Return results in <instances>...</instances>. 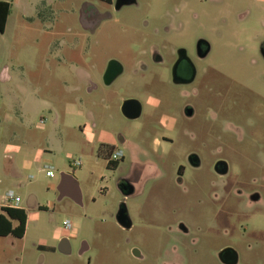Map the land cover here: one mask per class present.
Wrapping results in <instances>:
<instances>
[{
	"label": "rangeland",
	"instance_id": "rangeland-1",
	"mask_svg": "<svg viewBox=\"0 0 264 264\" xmlns=\"http://www.w3.org/2000/svg\"><path fill=\"white\" fill-rule=\"evenodd\" d=\"M90 3L110 15L94 32L80 23ZM263 36L264 0H136L119 10L99 0L12 2L0 32V204L13 190L21 201L9 203L26 209L27 223L22 238H0V264H160L163 254L173 257L178 221L192 229L179 250L184 264H220L212 252L225 232L245 228L247 237L264 238V204L241 207L235 192L217 197L207 169L192 175L187 169L178 183L176 166L185 164L181 150L200 146V139L182 134L174 143L157 144L153 138L162 140L154 125L158 111L144 105L140 118L127 119L116 101L105 106L101 94L78 88L75 72L77 65L86 66L89 45L103 63L111 56L126 59L130 50L151 42L182 45L194 56L196 40L205 38L211 49L201 61L202 87L195 103L202 110L195 129L205 138L204 129L216 126L219 140L207 138V143L221 150L238 184L245 186L253 177V185L264 187ZM4 70L9 78L2 81ZM142 80L127 70L110 87L142 101L147 94L165 96L169 102L161 111L176 116V104L185 101L180 90L156 80L141 85ZM93 100L97 104L91 107ZM111 149L124 154L117 168L109 164ZM8 155L17 172L9 171ZM132 156L142 162L150 157L159 172L126 200L133 222L128 231L118 225L116 214L122 202L119 168ZM77 159L82 166L75 168ZM45 165L54 177L46 176ZM61 172L79 182L82 206L69 198L57 200ZM64 219L74 228L65 229ZM77 226L72 253L63 254L57 236ZM82 239L90 250L79 256ZM133 248L146 260L135 259Z\"/></svg>",
	"mask_w": 264,
	"mask_h": 264
},
{
	"label": "flooded vegetation",
	"instance_id": "flooded-vegetation-1",
	"mask_svg": "<svg viewBox=\"0 0 264 264\" xmlns=\"http://www.w3.org/2000/svg\"><path fill=\"white\" fill-rule=\"evenodd\" d=\"M101 3L108 8L119 10L123 6L135 4L136 0H105L101 1ZM83 13L85 19L88 20L92 28L89 30L92 32L98 28L97 26L100 25L99 22L102 21V19L110 16L109 13L101 14L99 9L91 3L86 4ZM210 49L211 45L205 38H198L196 40L194 56L182 45L172 44L170 46L165 43L151 42L138 51L130 50L126 59L118 60L111 56L104 60L103 63H100L96 54L90 50L89 45L88 55H86V60L88 59V61H86V66L77 65L75 69L76 75L80 80L78 88L83 85L90 94L98 92L101 94L100 101L105 104V106H110L111 102L116 101L119 105L120 113L127 119L135 120L140 118L143 114L144 105L147 108L158 111L159 115L154 125L155 130L158 131L157 134L162 136V140L157 137L153 139L159 145H161L162 142L169 144L174 143L182 134L184 136H189L190 140L193 141L200 139V146H185L184 149L181 150V155L185 159V164L176 166L175 174L177 175L178 183L183 182L182 178L187 169H189L188 175H192L194 172L202 169H207L215 178V193L217 197L222 198L228 193L235 192L239 196L238 201L241 203L239 204L241 207L243 204L248 205L247 207H255L259 203L264 204V187L253 185V177H250L251 183L248 180V182L244 184L245 186L241 183V185L238 184L236 180L237 175L233 170V166L221 155V150L218 149L217 146H209L207 143V138L219 140L220 132L215 128L216 126L212 125L209 129H204L205 138L201 136L200 131L196 130L194 126L195 124H200L197 122V117L201 115L202 110H200V106L198 107L195 103L196 98L200 95L202 87L198 82L200 73L204 70L201 67V61L208 55ZM259 51L264 59V36L260 40ZM111 61L117 63V65L119 64L121 71L107 84L106 78L108 77H106V71ZM127 70L130 71L132 76H142L143 82L141 85H148L152 80H156L162 86H169L180 90V97H184L185 101L182 103L178 102V105L176 104L177 109H179L176 116L161 111L162 106L169 102L165 96L160 97L159 95L147 94L143 99L144 101H142L139 98L118 95L119 91L110 86L120 74ZM96 104L97 102L94 100L90 102L91 107ZM152 110L150 115L152 114ZM126 113L128 117L125 115ZM90 114L93 119L95 117L94 112L90 110ZM146 115L148 114L146 113ZM180 129L181 131L179 132ZM171 132H176V135L171 137ZM119 141L122 145L125 144L123 136H120ZM117 150L121 152L120 157L117 159L112 158L115 149H111L109 155V163H116L115 168L119 166L120 160L122 161L121 164L124 162L123 151L121 149ZM164 152V150L160 152L161 156ZM146 158L147 160L142 162L135 156H132L129 164H126L127 166H120L119 168L120 177L118 185L122 194L120 207L124 208L125 216L122 220H119L116 214V221L122 229L128 231L132 229L133 222L128 212L126 200L138 193L142 184L149 178L156 176L159 172L158 167L152 161L153 159L150 157ZM241 229L240 231H231L230 233L225 232L226 235L223 236L224 238H220L212 252L216 260L220 264H264V238L256 237L253 233L254 236L248 235L247 237V229ZM175 232L178 235L176 239L178 243H174L172 246L173 257L167 258V256L163 254L160 264H184L179 256V250L185 247L184 238L192 233V229L185 222L178 221L175 225ZM78 234V226L75 227L74 234L62 233L58 238V247H60L61 250L59 251L63 254H71V241L72 239H77ZM80 241L81 244L78 254L82 256L90 250V245L85 239ZM131 253L133 257L139 261L146 260V256L137 248H133Z\"/></svg>",
	"mask_w": 264,
	"mask_h": 264
},
{
	"label": "trees",
	"instance_id": "trees-1",
	"mask_svg": "<svg viewBox=\"0 0 264 264\" xmlns=\"http://www.w3.org/2000/svg\"><path fill=\"white\" fill-rule=\"evenodd\" d=\"M105 1V0H101ZM11 11L9 1L0 0V32H4ZM110 164V163H109ZM115 167L116 163L111 164ZM27 212L21 207L4 206L0 209V236L22 238L26 231Z\"/></svg>",
	"mask_w": 264,
	"mask_h": 264
},
{
	"label": "water",
	"instance_id": "water-1",
	"mask_svg": "<svg viewBox=\"0 0 264 264\" xmlns=\"http://www.w3.org/2000/svg\"><path fill=\"white\" fill-rule=\"evenodd\" d=\"M80 19H81L80 23L83 28L92 29L88 23V20L85 19V15L83 11L81 13ZM120 71H121V68L119 64L117 65V63H114L113 61L109 62L108 69L106 71V77H108L106 78V83L108 84L110 81H112L118 75V73H120ZM125 115L127 116L128 114L126 113ZM57 191H58V198H57L58 201H61L64 198H70L77 205L79 206L83 205L82 192L78 184V181L74 177V175L66 173V172H61L60 181L57 186ZM124 216H125L124 208L120 207V209L117 212V218L119 220H122ZM58 250H60V247H58Z\"/></svg>",
	"mask_w": 264,
	"mask_h": 264
},
{
	"label": "built area",
	"instance_id": "built-area-1",
	"mask_svg": "<svg viewBox=\"0 0 264 264\" xmlns=\"http://www.w3.org/2000/svg\"><path fill=\"white\" fill-rule=\"evenodd\" d=\"M40 121L43 122L42 119ZM120 155H121V152L119 150H115L112 154V158L117 159L118 157H120ZM72 165L73 167L77 168V167L82 166V162L81 160L77 159L73 161ZM44 169H45L46 176L54 177V172L50 166L45 165ZM5 198L7 199V201H12L13 203H18L20 201V198L18 196H15L13 190H8L5 194ZM63 226L66 229L70 230L71 228H73V223L70 220L65 219L63 220Z\"/></svg>",
	"mask_w": 264,
	"mask_h": 264
},
{
	"label": "crops",
	"instance_id": "crops-1",
	"mask_svg": "<svg viewBox=\"0 0 264 264\" xmlns=\"http://www.w3.org/2000/svg\"><path fill=\"white\" fill-rule=\"evenodd\" d=\"M3 1H9L11 4H12V2H16V3H19V1L20 0H3ZM20 4H22V3H20ZM24 5V4H23ZM42 5H44V7H48V5L44 2V3H42ZM27 6V5H26ZM52 20V19H51ZM52 22H54V25H55V21H52ZM7 23V22H6ZM53 25V26H54ZM75 68H77V67H75ZM77 76V75H76ZM9 78V76H8V71L7 70H4L3 71V73H2V75H1V80L2 81H4V80H6V79H8ZM77 78H78V83H80V80H79V77L77 76ZM10 158H11V162L9 163V171H12L13 173L14 172H17V168L15 167V165H14V162H13V160H12V156L11 155H8ZM66 173H68V172H66ZM59 181H60V178H59ZM59 181H58V183H57V186H58V184H59ZM78 184H79V182H78ZM57 186H56V188H57ZM80 186V185H79ZM81 189V188H80ZM82 192V191H81ZM6 194V193H5ZM5 194L2 196V198H3V202L0 204V209H1V207H4V206H12V207H19V206H15V205H13V204H10L9 203V201H7V199L5 198ZM70 199V198H69ZM71 200V199H70ZM21 201V200H20ZM19 201V202H20ZM72 201V200H71ZM18 202V203H19ZM73 203H75L74 201H72ZM17 204V203H16ZM76 204V203H75ZM21 208H24V207H21ZM25 209V208H24ZM26 210V209H25ZM27 212V211H26ZM65 220V219H64ZM26 232V231H25ZM69 234H74V232H68ZM67 233V234H68ZM62 234V233H61ZM60 234V235H61ZM60 235H58L57 237H59ZM9 237H12V238H16V237H14V236H11V235H8V236H0V238H9Z\"/></svg>",
	"mask_w": 264,
	"mask_h": 264
}]
</instances>
